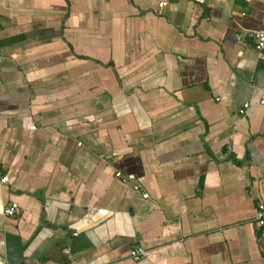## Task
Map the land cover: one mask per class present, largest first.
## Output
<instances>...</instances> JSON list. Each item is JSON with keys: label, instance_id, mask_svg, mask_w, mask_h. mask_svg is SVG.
I'll return each instance as SVG.
<instances>
[{"label": "crops", "instance_id": "obj_1", "mask_svg": "<svg viewBox=\"0 0 264 264\" xmlns=\"http://www.w3.org/2000/svg\"><path fill=\"white\" fill-rule=\"evenodd\" d=\"M254 30L264 0H0V264H264Z\"/></svg>", "mask_w": 264, "mask_h": 264}, {"label": "built area", "instance_id": "obj_2", "mask_svg": "<svg viewBox=\"0 0 264 264\" xmlns=\"http://www.w3.org/2000/svg\"><path fill=\"white\" fill-rule=\"evenodd\" d=\"M164 2H160L162 5ZM250 36L253 39L254 48L257 51L264 50V31L263 30H254L250 32ZM260 103L264 105V95L260 99ZM248 103H244V106L247 107ZM115 175L119 177L122 181L133 180V188L137 191L140 190V184L135 181V176L133 174H123L121 171L117 170ZM9 180V176L6 173L0 172V184H6ZM142 196L144 198L148 197L147 192H142ZM20 212V206L16 201H12L4 205L3 213L6 216L14 217L18 215ZM254 218L259 226H264V202L258 201L254 207ZM147 250L140 244L132 245L129 256L131 259L137 261L143 257H145Z\"/></svg>", "mask_w": 264, "mask_h": 264}]
</instances>
